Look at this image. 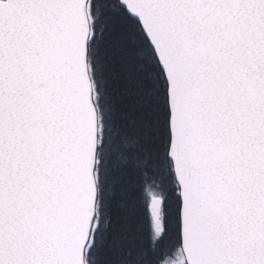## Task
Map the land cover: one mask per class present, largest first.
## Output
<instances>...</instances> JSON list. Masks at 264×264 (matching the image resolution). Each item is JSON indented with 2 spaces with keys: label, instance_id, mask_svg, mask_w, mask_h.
<instances>
[{
  "label": "snow or ice",
  "instance_id": "snow-or-ice-1",
  "mask_svg": "<svg viewBox=\"0 0 264 264\" xmlns=\"http://www.w3.org/2000/svg\"><path fill=\"white\" fill-rule=\"evenodd\" d=\"M0 264H264V0H0Z\"/></svg>",
  "mask_w": 264,
  "mask_h": 264
}]
</instances>
